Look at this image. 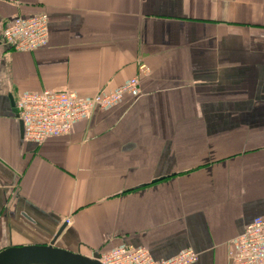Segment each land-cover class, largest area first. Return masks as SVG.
Wrapping results in <instances>:
<instances>
[{"label": "crops", "instance_id": "obj_1", "mask_svg": "<svg viewBox=\"0 0 264 264\" xmlns=\"http://www.w3.org/2000/svg\"><path fill=\"white\" fill-rule=\"evenodd\" d=\"M37 14L45 47L0 36V251L56 237L92 260L126 246L232 264L230 242L264 219V0H0V33ZM132 78L70 134L24 140L19 94Z\"/></svg>", "mask_w": 264, "mask_h": 264}, {"label": "built area", "instance_id": "obj_2", "mask_svg": "<svg viewBox=\"0 0 264 264\" xmlns=\"http://www.w3.org/2000/svg\"><path fill=\"white\" fill-rule=\"evenodd\" d=\"M3 45L17 52H32L48 42V21L45 14L16 17L7 23L1 33ZM137 78L109 92H100L91 98H81L72 91L43 90L21 93L14 102L16 116L23 124V138L37 145L48 139L68 135L74 126L87 121L97 110L109 109L124 95L136 93ZM228 260L232 264H264V219L256 217L241 236L228 245ZM197 254L181 253L167 261H155L145 249L120 246L100 253V264H193Z\"/></svg>", "mask_w": 264, "mask_h": 264}, {"label": "water", "instance_id": "obj_3", "mask_svg": "<svg viewBox=\"0 0 264 264\" xmlns=\"http://www.w3.org/2000/svg\"><path fill=\"white\" fill-rule=\"evenodd\" d=\"M13 112L16 113V110H13ZM19 126L21 133H23L21 121L19 122ZM60 233L61 231L58 234ZM55 238L48 246L28 245L8 247L0 251V264H100L96 260L62 250V248H56L54 246Z\"/></svg>", "mask_w": 264, "mask_h": 264}]
</instances>
